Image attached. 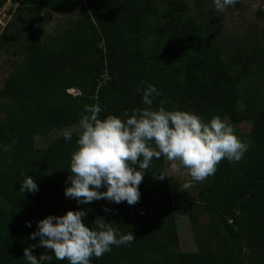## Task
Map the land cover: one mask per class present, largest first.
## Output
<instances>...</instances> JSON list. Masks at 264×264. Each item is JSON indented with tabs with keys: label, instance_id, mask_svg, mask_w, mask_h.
Segmentation results:
<instances>
[{
	"label": "trees",
	"instance_id": "trees-1",
	"mask_svg": "<svg viewBox=\"0 0 264 264\" xmlns=\"http://www.w3.org/2000/svg\"><path fill=\"white\" fill-rule=\"evenodd\" d=\"M6 2L0 0V7ZM19 5L35 29L23 42V63L0 90V145L10 148L0 151V264H26L23 249L33 244L38 258L46 251L51 255L29 233L44 216L77 208L87 211L88 226L103 217L121 233L134 234L130 244L112 246L91 264H264V89L257 85L242 93L254 59L262 67L264 60L227 58L210 26L190 14L184 0L163 8L157 0H19ZM43 9L78 16L46 33L38 13ZM17 21L15 16L0 31V50H15ZM147 85L158 92L153 108L185 109L205 120L219 116L234 130L241 122L250 124L248 132L235 130L248 141L241 160L222 159L213 175L193 185L196 198L187 203L193 251H172L180 244L170 183L168 177L154 178L166 169L165 157L153 160L134 205L104 199L77 204L64 195L76 136L65 141L60 134L42 147L35 143L36 135L74 125L85 104H99L101 118L145 107L137 88ZM24 175L34 178L35 193L20 190ZM50 264L67 261L53 257Z\"/></svg>",
	"mask_w": 264,
	"mask_h": 264
},
{
	"label": "clouds",
	"instance_id": "clouds-1",
	"mask_svg": "<svg viewBox=\"0 0 264 264\" xmlns=\"http://www.w3.org/2000/svg\"><path fill=\"white\" fill-rule=\"evenodd\" d=\"M212 3L222 13L238 0H212ZM137 91L145 107L101 118L99 104H85L78 121L62 130L65 141L76 136L64 195L75 199L77 204L104 199L134 205L140 198L138 186L145 173L153 160L161 156L169 162L171 170H186L190 178L182 186L186 191L213 175L222 159L239 162L247 151L248 141L241 140L219 116L205 120L185 109L168 110L163 104L153 108V94L158 95L155 87L147 85ZM9 150L8 146L0 145V151ZM168 176L171 175L165 169L154 178L163 180ZM20 190L35 193L38 185L31 175H24ZM104 211L109 209L105 207ZM86 212L81 208L68 209L62 215L48 214L39 219L29 239L38 238V246L50 249L52 254L46 251L38 258L32 251L37 244L29 245L23 249L26 264H50L53 257L57 261L66 260L67 264H91L92 257H101L112 246L133 241L132 231L121 233L103 217L95 219L94 226L86 225L83 222ZM25 226L31 225L26 221Z\"/></svg>",
	"mask_w": 264,
	"mask_h": 264
},
{
	"label": "rangeland",
	"instance_id": "rangeland-1",
	"mask_svg": "<svg viewBox=\"0 0 264 264\" xmlns=\"http://www.w3.org/2000/svg\"><path fill=\"white\" fill-rule=\"evenodd\" d=\"M159 7L163 8L168 3L175 0H157ZM191 15L198 18L199 22L207 23L210 27L214 44L221 49L225 56L229 58L231 54L240 58H254L256 55L264 60V0H238L234 6L228 7L224 12H217L212 0H184ZM19 0H7L0 7V31L8 21L17 16V41L15 50H0V90L4 86L7 76L18 68L24 61L23 42L34 32V23L27 13H22ZM39 19L46 33H55L59 29L66 27L69 21L78 16L77 12H54L51 10H40ZM14 16V17H13ZM100 44H102L100 42ZM253 69L248 71L243 79V95L250 94L257 85L264 89V67L254 59ZM262 68V69H261ZM69 92L76 93L74 88ZM4 99L0 96V111ZM236 126V125H235ZM236 132H248L250 124L241 122L235 128ZM62 134V130H53L48 135H36L37 146H45L53 139ZM165 168L168 169V181L170 183L173 206L176 211V222L179 235V247L172 251L186 250L193 251L196 244L192 235L191 225L187 214V203L196 198L194 186L188 190H183V183L189 179L186 170H171L169 162L165 158ZM1 200V199H0ZM248 253V249H245Z\"/></svg>",
	"mask_w": 264,
	"mask_h": 264
}]
</instances>
